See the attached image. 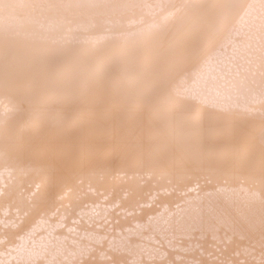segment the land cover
<instances>
[{
    "label": "bare ground",
    "instance_id": "obj_1",
    "mask_svg": "<svg viewBox=\"0 0 264 264\" xmlns=\"http://www.w3.org/2000/svg\"><path fill=\"white\" fill-rule=\"evenodd\" d=\"M0 264H264V0H0Z\"/></svg>",
    "mask_w": 264,
    "mask_h": 264
}]
</instances>
